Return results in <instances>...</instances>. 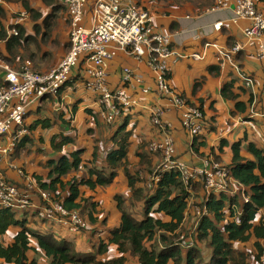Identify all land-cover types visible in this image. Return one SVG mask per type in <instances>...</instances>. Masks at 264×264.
<instances>
[{"label": "trees", "instance_id": "trees-1", "mask_svg": "<svg viewBox=\"0 0 264 264\" xmlns=\"http://www.w3.org/2000/svg\"><path fill=\"white\" fill-rule=\"evenodd\" d=\"M0 1L21 5L30 14L36 35L42 30L43 36L49 35L67 11L57 0H41L44 6L50 8L47 16L35 9L31 0ZM206 2L208 9L217 4V0ZM137 4L151 12L145 5ZM256 8L261 10L257 1ZM5 17L6 11L0 5V41H5V52L8 54L0 50V58L11 63L21 57L24 39L36 42L37 36L27 34L22 26L17 27L18 36L8 38L2 26ZM67 18L70 23L68 14ZM77 81L83 85L82 66L74 71L71 80L60 89L56 98L51 96L49 100H44L43 106L30 112L28 119L32 114L37 117L26 121L29 133L16 144L11 162L14 164L16 158L26 161L22 152L28 150V143L33 145L37 157L41 159L32 177L41 190L56 197L55 200L66 209L78 211L85 217L90 226L86 232L91 230V233L85 232L91 235L90 245L81 251L69 239L65 229L59 230L45 220L34 218V214L31 218L26 213L21 217L17 211L0 206V264H41V256L46 259V264H127L131 258L134 264H264L263 148L247 143L246 138L232 144L222 140L218 148L219 156L213 155L220 162V156L225 154L226 149L229 150L231 161L226 167L231 178L246 188L248 201L245 203L225 192L207 194L205 176L192 181L187 180L180 170L155 172L145 154L137 152L140 160L132 157V161L139 163L135 167L129 155L135 125L128 129L131 122L129 115L122 118L124 121L120 125L119 122L108 125L94 110H87L90 122L85 127L86 135L81 136L93 139L94 146L93 159L85 162L83 154L86 150L77 142L79 130L73 128L68 117V111H78L82 100L78 98L71 110L64 105L59 111L55 109L57 103L63 101V92L68 87H74ZM233 87L234 83L225 85L222 97L235 102L233 115L245 114L247 122H254V115L248 111L252 101L236 102L241 94L234 93ZM180 97L186 99L182 94ZM187 103L198 106L204 115L202 106L190 101ZM47 104H51L53 109ZM43 112L47 115L41 116ZM38 130H51L47 141L49 150L45 149L46 139L35 136ZM200 143L196 137L192 142L197 153L206 141L203 139ZM244 147L249 158L242 155ZM121 173L127 178L129 197L115 196L120 213L119 220L115 221L118 224L111 227L109 236L103 239L100 231H106L108 220L97 216L101 203L94 195L103 188L112 187ZM141 173L159 175V179H152L149 187L147 176L140 180ZM9 182L18 187L24 186L13 180ZM12 229L15 232L6 243L4 237ZM96 236L98 239H95ZM249 244L250 250L239 247Z\"/></svg>", "mask_w": 264, "mask_h": 264}, {"label": "built area", "instance_id": "built-area-1", "mask_svg": "<svg viewBox=\"0 0 264 264\" xmlns=\"http://www.w3.org/2000/svg\"><path fill=\"white\" fill-rule=\"evenodd\" d=\"M60 1L67 9L70 19V46L58 64L41 74L32 69L30 61L18 69L0 63V68L5 74L0 82V166L16 169L24 179V186L18 187L12 185L0 173V206L24 214L30 213L31 217L34 214V218L61 226L71 237L86 230L89 226L88 221L78 211H69L61 202L55 200L56 197L41 190L32 176L15 167L11 158L16 144L29 133L25 125L30 112L43 106L44 100H49L53 96L56 98L60 89L71 80L76 69L82 66L83 86L89 93L95 95L96 106L100 109V119L108 125L118 123L123 118V113L136 105V102L126 98L121 88L113 90L107 83L108 65L118 52H128L135 60L148 62L155 74L156 92L163 98L171 100L173 108L180 111L181 120L185 121L186 125V128L184 126L183 128L190 137L200 133V122H204L201 110L190 106L178 92L168 86L173 40L170 34L156 30L152 12L145 10L133 0ZM1 4L3 2L0 1ZM218 9H232L234 22H246L243 29L247 40L245 45L251 47L253 57L264 63V13L256 8V1L218 0L212 11ZM88 14L91 15V19L87 20L86 24ZM27 18L28 13L25 12L17 20L11 21L5 31L8 38L19 35L17 27H22ZM220 28V24L215 25L216 30ZM215 47L220 61L231 63L240 79L245 82V86H253L251 76L234 65L236 63L234 58L244 46L236 45L230 50ZM193 57L200 58L197 54ZM132 80L142 82L141 77L124 68L122 84L126 85ZM144 92L148 93L149 89H145ZM63 103L64 101L57 103L55 109L59 111ZM159 113L162 115L161 111L153 110L151 116L156 117ZM154 122L159 125L163 135H171L166 131L161 119ZM259 137L263 139L262 136ZM167 144L170 142H166L165 147ZM165 147L163 161L155 172L180 170L187 180L192 181L205 176L207 194L225 192L232 197H238L243 203L248 201L246 188L231 178L226 165L222 168L210 160H205L201 168L191 167L175 158V145L170 148L171 152ZM151 151L163 153L162 150L155 151L152 148ZM152 179L157 181L159 175L152 176ZM36 195L40 200L37 204L34 203ZM188 242L189 240L186 244Z\"/></svg>", "mask_w": 264, "mask_h": 264}, {"label": "crops", "instance_id": "crops-1", "mask_svg": "<svg viewBox=\"0 0 264 264\" xmlns=\"http://www.w3.org/2000/svg\"><path fill=\"white\" fill-rule=\"evenodd\" d=\"M133 1L143 4L151 10L154 15L153 24L157 31L165 32L172 36L173 55L169 59L170 75L168 77V86L179 94H182L187 99H185L186 102L190 101L192 104L202 106L203 111L206 114L204 121L216 126L215 131L203 135L205 140L208 139L210 141L206 143L207 146H213L215 149L214 151L217 152V146L220 145L222 140H227L232 144L246 138L248 140L247 143L252 142L258 147L264 149V134L262 133L264 128V63L253 57L251 55V53H253L252 50H250L251 47L245 45L247 40L243 34V29L246 22H234V13L232 9H218L216 11L208 9L209 5L206 2L207 0ZM8 4L9 3L5 2L1 4L5 11ZM258 7L261 9L260 11L264 13V1L259 2ZM23 11L27 12L26 10ZM87 20L88 18L86 17V24ZM10 23L6 12V17L2 19L4 31L9 28ZM217 24H220V30L215 29V25ZM41 33H44V30H42ZM61 44L62 48L67 46L62 54L63 57L69 48L68 35L61 39ZM236 45H242L244 46V49H242V51H240L235 57L236 63H234V65L242 72L251 76L253 79V86L251 87L245 86V82L240 79L231 63L220 61L218 52L217 54L214 52L215 50L217 51L215 46L230 50ZM5 46V41H0V50L2 49L5 51ZM195 54L199 55L200 58H194L193 55ZM124 68L130 69L135 76L141 77L142 82L138 83L132 80L131 83L123 85L122 71ZM2 70L0 73V81L5 77L4 70ZM107 83L113 90L121 88L128 100L136 102V105L131 106L125 113H123V117L128 115L131 117V122L129 123L128 128L132 125H135L136 128L137 124L141 123L142 120H145L144 124L149 142L153 136H155V139L160 138L162 131L152 123L149 117H151L153 110L161 111V121L164 124L166 131L175 138V147L178 157L180 159L184 158L183 155L188 153L186 161L181 159L188 166L201 168L204 165L206 159H202L201 156H198L192 150V143L190 146V152H188V148L186 149L192 138L187 136L188 134L183 128L180 111L173 108V106L167 101L168 99L163 98L156 92L155 74L146 60L140 62L130 56L128 52H118L114 60L108 65ZM233 83L234 87L232 88V91L241 94L236 102H246L248 99H251L252 104L248 105V111L254 115V122L244 123V120L248 118L245 117V114L233 115L232 112L235 108V102L222 97V88L227 84ZM196 85L197 87L195 88ZM145 89H149V92L145 93ZM78 98L82 100L78 111L75 113H70V111H68V117L73 119L71 120L72 126L79 130V135L81 136L86 135L84 134L85 127L86 124L90 122V116L87 110L92 109L100 116V109L96 106L95 95L89 93L79 81L74 84V87H68L63 92V105L71 110L72 104ZM42 115L47 114L43 112L41 116ZM36 117V114H32L27 121L30 122ZM213 118L214 121L212 120ZM120 120H122V118ZM226 121L230 123V126L227 125ZM121 123L122 122L118 123V125ZM222 123H224V125H221ZM208 127H210V124ZM222 130L223 132H221ZM49 135H51V130H38L35 132L36 137L43 136L46 139V150L50 149L47 143ZM259 135L262 136L263 139H261ZM80 136L77 138V142L80 147L86 150L83 154V160L85 162L91 161L93 159L94 140L88 136ZM133 143L136 144L137 140L134 139ZM207 146L201 148V151L205 152ZM27 147L28 150L25 149V151L22 152L27 158L26 161L16 158L17 160L14 161V165L16 168L21 169L25 171L26 174L32 176V173L38 170L37 163L41 158L37 157L35 152L36 149L33 145L28 143ZM31 147L33 148L30 149ZM145 155L148 156L153 167H155L158 157L149 150L146 151ZM216 155L219 156V152H217ZM242 155L248 158L250 157L246 153L245 147L242 151ZM220 157L225 161L224 165L229 164L231 161V154L228 149H226L225 154H222ZM135 158L140 160L138 154H135ZM0 173L6 178L19 184L24 183L23 177L19 175L16 169H8L7 167L0 166ZM122 176L124 177L121 173L117 178ZM117 178L114 183L119 180ZM107 190H113V188ZM121 192H127L126 184ZM94 196L95 199L101 203V207L106 208V215L102 217L99 213L97 215L101 218L105 217L108 220V225L105 227L106 231H100V233L102 232V235L100 236L105 239L109 236V229L118 224L115 223L114 220L115 212L119 214L114 200L116 194L108 192V195L104 198L105 194L99 192ZM39 202L40 200H38V196L36 195L34 203L37 204ZM116 220H119V217L116 216ZM55 226L59 230L64 229L59 225ZM14 232L15 230L12 229L9 231L8 235L4 237L6 243L11 240ZM73 235L74 239L72 241L76 244L77 249L81 251L86 250L90 245V240H92L91 235H83L80 233ZM95 239H98L97 236ZM132 262L133 261H130L127 264Z\"/></svg>", "mask_w": 264, "mask_h": 264}, {"label": "rangeland", "instance_id": "rangeland-1", "mask_svg": "<svg viewBox=\"0 0 264 264\" xmlns=\"http://www.w3.org/2000/svg\"><path fill=\"white\" fill-rule=\"evenodd\" d=\"M57 1H59L60 4H61L60 0H57ZM257 2L259 3V0H257ZM31 4H32V6L35 9H37L39 11H42L44 16H47L48 14H50V8L44 6L43 3L41 2V0H31ZM23 10L24 9H22L21 5H17V4L9 5L8 4V6L6 7L8 20L10 22L17 20L21 16L22 13H25ZM87 18H88V20L91 19V15L88 14ZM22 26L26 29L27 34L32 35V36H37L36 37L37 38L36 42L33 41V40L26 41L24 39L23 48H22V50H24V51H21V57H18L17 59H15L14 62H11V63L5 62L2 58H0V63H3V64H5V65H7V66H9V67H11L13 69H18V68L22 67L26 62L30 61L32 63V69L35 72H38V73H41V74L48 72L51 68H53L55 65L58 64V62L62 58L63 52L67 48V46L62 48V44H61V39H63V37L68 35V38H70V23H69V20L67 18V11H65L63 13V15L61 16V18L59 19V21L57 22V26L53 27L52 30L49 31L50 32L49 35H46V36L44 35L43 36V33H40V35H36L35 34V32L33 30L32 19L30 18V14H28V18L25 20L24 25H22ZM2 52H3V54L8 55L4 50H2ZM214 52H215V54H217L216 50ZM10 56L14 57V55H12V54H10ZM1 70L2 69H0V73H1ZM250 100L251 99H248V101H250ZM167 101L170 104L172 103L171 100H167ZM47 107H50L51 109H53L51 104H47ZM205 115H206L205 112H204V115H203V112H202L203 118L205 117ZM149 118L152 121V123L155 126H157V128L160 130L159 125L154 122V120L160 121V119H161L160 113L156 117L151 116ZM144 119H146V118H144ZM189 119L191 120L192 116ZM200 120H202V119H200ZM212 120L214 121V118ZM123 121H124V119L120 120L119 123L120 122L123 123ZM244 121H245L244 123H247L246 119ZM181 122H182V120H181ZM203 122L204 123L200 122V126H201L200 133H198L197 135H194L193 137H190L189 135H187L190 138H192L190 140V142H189V145L186 147V149L188 148V152H190V148H191L190 146H191V143L193 142L195 137L198 139V144H201L200 142L203 141V139L205 140V138L203 136L204 134H210L211 132L216 130V126H213L211 123H206L204 120H203ZM144 123H145V120H142L141 123L137 124V127L134 130L133 140H132V143L130 145V154H129L130 155V159L132 161V157L135 156V154H137V152H139L140 154H143V155L146 154V151L147 150L151 151V148L153 150H155V151L156 150H162L163 153H161L160 151L153 152L154 155H156L158 157L157 163L155 164L154 168L158 169L159 166L161 165V162L163 161V155H164V153L166 151V150H164L166 142H168V141L170 142V144L166 145V147H168L170 149V148H172V145L174 146L176 144L175 138L172 135H163V133H162L160 138L155 139V136H153V138L149 142L147 134H146V127H145ZM182 123H183V126L186 128L185 121H183ZM209 124H210V127H208ZM221 125H224V123H222ZM227 125L230 126V123L227 122ZM128 129H131V128H128ZM147 130H148V128H147ZM221 132H223V130ZM262 133L264 134V128H263V132ZM216 134H218V133H216ZM134 139L137 140V143H136L137 145L133 143ZM205 141H206V143L210 142L208 139L205 140ZM206 143H205L204 147L207 146ZM215 146H217V145H215ZM192 148H193L192 150L198 156H201L202 159L210 160L213 163H216L218 166H221L222 168L225 166L224 165L225 161L223 160L222 157H221L222 161L217 162L215 160V158H214L215 156H213L214 154L216 155L217 152H219V149H218L219 146H217V150H218L217 152L214 151L215 149L213 148V146L212 147L211 146H207V149H206L205 152H202L201 149H200L198 153L195 150V146L192 145ZM170 152H171V149H170ZM187 154L188 153L184 154L183 155L184 158H181L183 161H186V158L188 157ZM174 156H175L176 159H179L182 163L187 165L185 162H183L178 157L177 151H176V147H175ZM11 160L13 161V157L11 158ZM132 162L134 163L133 165L135 167H137L138 164H139V163H137L136 160H134ZM145 176H147V178H146L147 179V183L149 185H151L152 176H150V175H146L145 173H143V174L141 173L140 174V177H141L140 180H143L145 178ZM6 179L9 180V181H12L9 178H6ZM117 179H119L116 182L117 184L114 183V185L112 187L108 188V189H112L113 188V190H107V188H103V190H101V193L105 194L104 198H106V196L108 195V192L109 193H115L116 196H118V195L120 196V194H122L124 198L129 197V193L128 192H126V193L121 192V190H123L125 184L127 185V178H124L122 176V177L117 178ZM33 180L36 182L34 177H33ZM36 184H37V182H36ZM196 199L197 198H194V200H196ZM107 206H108V204H107ZM109 208L112 210V208L110 206H109ZM124 208L127 209V206L125 205ZM98 211H99V215L101 217L106 215V208H102L100 206ZM18 215L23 217L25 214L23 212H21V211H18ZM26 215L28 217L30 216V218H31V214L30 213H27ZM119 215H120V213L118 214L117 212H115V215H114L115 216V219H114L115 221H117L116 220V216L119 217ZM89 228H90V226H88V229ZM88 229H86L84 231H80V234L91 233V230L89 232H86ZM72 238H73V236H71L69 239L73 240ZM239 247L240 248H245L247 250H250L251 245L249 244L247 246L244 245V246H239ZM130 261H134V259L131 258L128 262H130ZM40 262H41V264H46V259L43 256H41ZM130 264H134V263H130Z\"/></svg>", "mask_w": 264, "mask_h": 264}]
</instances>
